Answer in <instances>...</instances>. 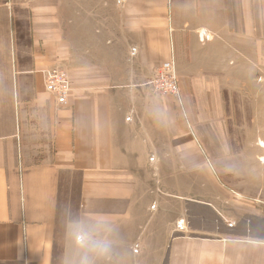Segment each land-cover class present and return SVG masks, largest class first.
<instances>
[{
	"label": "crops",
	"instance_id": "0c3cea01",
	"mask_svg": "<svg viewBox=\"0 0 264 264\" xmlns=\"http://www.w3.org/2000/svg\"><path fill=\"white\" fill-rule=\"evenodd\" d=\"M61 4L0 0V264H76L65 203L107 224L112 253L95 264H264V139L205 145L210 168L191 197V151L149 153L145 116L124 120L125 96L140 95L171 50L191 94L226 85L217 80L264 81V0H122L113 29L127 51L123 74L110 42L108 58L73 51ZM56 66L70 77L63 104L44 85L43 70ZM237 80L233 94L243 93Z\"/></svg>",
	"mask_w": 264,
	"mask_h": 264
},
{
	"label": "rangeland",
	"instance_id": "374dc122",
	"mask_svg": "<svg viewBox=\"0 0 264 264\" xmlns=\"http://www.w3.org/2000/svg\"><path fill=\"white\" fill-rule=\"evenodd\" d=\"M61 1V22L73 51L80 52L89 60L91 56L95 57L97 54L100 58H108L106 46L110 42L111 57L115 59L117 66L115 72L123 74V70L119 68L122 61L127 59V51L121 42V33L113 29L118 23L116 22L117 4L122 0ZM14 34L13 32V37ZM27 37L25 31V34L21 35V40L26 41ZM207 38L205 33L204 39ZM130 52L134 55L135 48H131ZM170 55L173 56L176 66L173 50L169 52L166 60ZM158 65L154 66L151 75L140 85V95L125 96L127 103L131 105L125 110L124 120L128 122L135 119L138 112L145 116L149 138L143 136L141 143L148 146L149 153L156 150L191 151V195H193L191 197H194L195 180L199 183L203 182L205 180L203 168L207 164L210 168L209 160H206L204 154L205 145L219 150L220 138H236L238 142L229 143L235 149V146L245 145L243 138L264 139V81L260 78L217 80L220 81V85L226 84L220 86L221 89L224 88L221 94L210 93L220 89L216 85V88L213 86L199 89L208 93L191 94V78L179 77L175 67V81L165 92H157L152 82L160 66ZM235 80L242 83L239 87L243 93H231L233 89L230 87ZM258 144L262 151L258 164L259 169L262 170L264 140H259ZM195 152L199 154L196 158H194ZM150 162L155 164V159L151 157ZM151 169L154 171V165ZM164 171L167 172V167H164ZM154 179L157 181L156 177H153ZM152 224L148 223L147 230H150Z\"/></svg>",
	"mask_w": 264,
	"mask_h": 264
},
{
	"label": "clouds",
	"instance_id": "9594fccd",
	"mask_svg": "<svg viewBox=\"0 0 264 264\" xmlns=\"http://www.w3.org/2000/svg\"><path fill=\"white\" fill-rule=\"evenodd\" d=\"M66 234L80 249L76 264H95L112 253L113 242L104 235L107 224L104 221L89 223L65 203L61 208Z\"/></svg>",
	"mask_w": 264,
	"mask_h": 264
},
{
	"label": "built area",
	"instance_id": "2783aa9c",
	"mask_svg": "<svg viewBox=\"0 0 264 264\" xmlns=\"http://www.w3.org/2000/svg\"><path fill=\"white\" fill-rule=\"evenodd\" d=\"M175 61L172 55L163 61L157 68V74L152 82L157 92H165L167 87L175 81ZM44 85L47 92L55 96L59 104L65 103L71 91L70 77L66 69L56 66L43 70ZM169 79L171 81H169ZM174 89V87L172 88ZM169 88V90H172ZM175 230L183 232L186 230L185 220L179 219L175 224Z\"/></svg>",
	"mask_w": 264,
	"mask_h": 264
}]
</instances>
